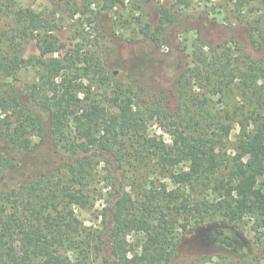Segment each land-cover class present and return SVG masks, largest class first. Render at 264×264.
<instances>
[{"label":"trees","instance_id":"16d2710c","mask_svg":"<svg viewBox=\"0 0 264 264\" xmlns=\"http://www.w3.org/2000/svg\"><path fill=\"white\" fill-rule=\"evenodd\" d=\"M60 2L59 9L76 11L74 0ZM112 4L102 0L98 15L109 13ZM57 13L0 0V18L13 22L12 37L18 40L3 44L0 37V76L14 78L28 62L22 53L28 41L40 50L36 63L41 70L40 82L31 91L39 112L17 96L0 98V264H170L180 234L192 222L210 218L212 209H226L235 218L234 196L237 203L248 200L264 216V183L259 181L264 176V61L233 58L227 48L197 45L200 70L192 72L193 78L204 73L222 99V88L236 86L248 106L239 122L245 133L232 168L219 177L224 126L192 97L191 105L184 102V115L160 102L141 107L135 101L138 90L131 87L118 88L112 103L80 104L74 79L80 65H89L88 57L46 58L54 51ZM159 13V29L164 30L170 17L165 9ZM198 41L203 43L201 37ZM95 64L101 67L99 60ZM64 71L74 77H64ZM190 82L184 79L187 90ZM154 119L167 122L170 143L148 133ZM48 132L56 153L68 162L11 186L8 174L22 164L23 154L45 145ZM95 157L104 163L100 172L106 194L104 199L100 191L102 208L87 227L74 209L91 205L90 185L99 174ZM198 186L216 194L218 204L192 196Z\"/></svg>","mask_w":264,"mask_h":264},{"label":"rangeland","instance_id":"374dc122","mask_svg":"<svg viewBox=\"0 0 264 264\" xmlns=\"http://www.w3.org/2000/svg\"><path fill=\"white\" fill-rule=\"evenodd\" d=\"M15 1L21 8L34 12L58 11L54 51L46 55L47 59L88 57L89 65H80L81 71L74 79L82 106L91 102L112 103L118 88L131 87L138 90L135 101L141 107L160 102L168 111L184 115V102L191 105V97L201 103L202 109L208 107L210 115L219 118L224 126L220 130L224 158L219 177L228 174L236 146L245 133L239 122L247 116L248 106L241 97L242 90L236 86L222 88L226 96L222 99L219 89L206 83L204 73L198 79L193 78L192 72L200 70L197 61L200 52L196 48L200 44L218 46L220 50L227 48L226 54L233 58L264 61V0H113L110 12L99 15L102 0H74L73 13L56 7L62 4L60 0ZM160 9H165L170 17L164 30L159 29ZM12 27L16 26L9 18H0L3 44L18 41L12 37ZM198 37L204 44L199 43ZM22 48L28 62L14 78L0 76V98L17 96L21 104L39 112L31 91L40 82L41 70L36 63L40 50L35 41L24 43ZM97 60L102 68L96 66ZM62 75L73 76L65 71ZM186 78H191L189 90L184 87ZM194 112L201 114L199 110ZM43 119L47 123L45 113ZM165 124L156 119L150 121L148 133L170 143L171 135ZM23 156L22 164L7 176L13 187L68 162L56 153L49 132L45 145ZM103 165L99 158H93V167L99 174L90 185L91 205L74 209L87 227L95 222L105 199L106 182L100 172ZM259 181L264 183V176ZM163 182L161 179L159 183ZM192 196L210 204H218L220 200L199 186ZM232 199L235 218L226 215V209L216 212L212 209L210 218L197 224L192 222L180 234L170 264H264V216L248 200L237 203V197Z\"/></svg>","mask_w":264,"mask_h":264}]
</instances>
